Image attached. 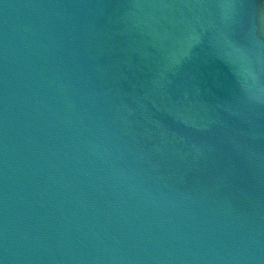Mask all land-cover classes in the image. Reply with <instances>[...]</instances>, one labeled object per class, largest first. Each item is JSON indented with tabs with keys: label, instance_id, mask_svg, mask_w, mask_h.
<instances>
[{
	"label": "water",
	"instance_id": "obj_1",
	"mask_svg": "<svg viewBox=\"0 0 264 264\" xmlns=\"http://www.w3.org/2000/svg\"><path fill=\"white\" fill-rule=\"evenodd\" d=\"M0 264H264V0H0Z\"/></svg>",
	"mask_w": 264,
	"mask_h": 264
}]
</instances>
